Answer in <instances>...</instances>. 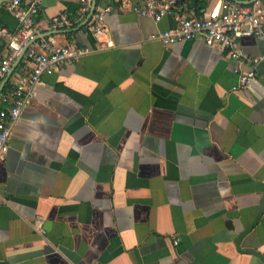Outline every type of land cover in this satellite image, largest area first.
Instances as JSON below:
<instances>
[{"label":"crops","instance_id":"0c3cea01","mask_svg":"<svg viewBox=\"0 0 264 264\" xmlns=\"http://www.w3.org/2000/svg\"><path fill=\"white\" fill-rule=\"evenodd\" d=\"M9 1L0 27L14 32ZM218 1L180 0L155 22L119 11L123 0H96L89 20L94 0L87 11L44 0L43 34L94 52L45 75L14 126L0 161V264H264V61L202 40H150ZM107 9L96 38L94 15ZM62 15L70 26L54 30ZM240 43L247 58L264 57V38ZM250 71L251 88L233 92Z\"/></svg>","mask_w":264,"mask_h":264},{"label":"built area","instance_id":"2783aa9c","mask_svg":"<svg viewBox=\"0 0 264 264\" xmlns=\"http://www.w3.org/2000/svg\"><path fill=\"white\" fill-rule=\"evenodd\" d=\"M43 2L44 0H10L8 9L18 20V28L11 32L0 27V39L7 49L6 55L0 53V87L24 47L29 45L17 67V78L9 80L0 95V161L5 160L10 150L15 124L37 99L39 88L44 85V76L59 71L65 64L77 63L94 52L91 48L77 44H61L53 35L44 36L36 22ZM81 2L87 6L84 9L87 11L91 0ZM180 8V0H142L141 6L130 4V0H123L118 10L132 9L155 22H161L167 16L178 14ZM110 11L111 9H107L94 15L95 24L91 30L96 38L105 34V19ZM69 26L67 15L56 17L52 24L54 30ZM248 36L264 38V0L245 6L232 4L228 9H225L224 1L219 0L209 10L206 18L195 15L177 16L174 27L152 34L150 40L165 46L202 40L207 47L228 50L233 59L253 64L263 62L264 57L250 59L243 54L240 39ZM107 46L113 47V41H108ZM255 77L254 71L241 73L233 92L249 90ZM36 229L45 234L41 222H38Z\"/></svg>","mask_w":264,"mask_h":264},{"label":"water","instance_id":"95a60500","mask_svg":"<svg viewBox=\"0 0 264 264\" xmlns=\"http://www.w3.org/2000/svg\"><path fill=\"white\" fill-rule=\"evenodd\" d=\"M233 1H237L239 4H245V5H250V4H253L255 3L257 0H251V1H238V0H233ZM95 9H96V0H94V3H93V7H92V10H91V13H90V16L88 18V20L93 16V14L95 13ZM88 20L85 22V24L88 22ZM84 26V25H83ZM44 36H51V35H44ZM29 45L25 46L23 51L21 52L19 58L17 59V61L14 63V65L12 66L10 72L8 73V75L6 76L5 80L3 81L1 87H0V95L2 94L5 86L8 84L13 72L17 69V67L19 66V64L21 63L27 49H28ZM264 208V199H263V203H262V206H261V212Z\"/></svg>","mask_w":264,"mask_h":264}]
</instances>
